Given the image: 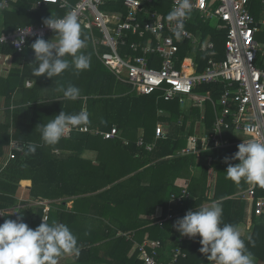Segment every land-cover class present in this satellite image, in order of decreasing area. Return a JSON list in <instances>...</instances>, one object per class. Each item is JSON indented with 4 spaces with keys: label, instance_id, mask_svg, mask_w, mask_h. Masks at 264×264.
Here are the masks:
<instances>
[{
    "label": "trees",
    "instance_id": "1",
    "mask_svg": "<svg viewBox=\"0 0 264 264\" xmlns=\"http://www.w3.org/2000/svg\"><path fill=\"white\" fill-rule=\"evenodd\" d=\"M10 1L12 6L0 11V33L42 22L52 14L61 17L67 12V9L53 3L34 9L32 5L37 0ZM67 1L73 5L77 0ZM171 1H155V9L161 13L162 19L167 18L171 11ZM248 7L256 20L264 19L260 0H250ZM100 9L107 13L126 14L123 0H105ZM188 17L186 28L200 41L208 36L213 48L210 54L183 40L177 55L179 59L192 57L196 72H201L209 58L224 59L227 28L221 21H204L195 11H191ZM81 34L86 45L80 51L90 56V68L77 74L70 67L52 79L45 75H32L33 67L38 65L32 63L35 57L30 45L36 38L29 39L22 52L8 45L0 49L2 55L11 59L7 76H0V106L4 114L0 121V208L19 206L18 216L35 229L42 223L43 206L31 201L49 200L47 222L67 225L81 248L79 257L72 256V264H143L133 248L135 243H141L145 238L160 240L156 259L164 264H170L171 250L178 247L177 244L186 256L171 264H210L199 251L200 237L186 239L183 236L180 242H175L182 236L173 225L188 210L198 209L212 200L222 205L224 223L237 227L245 220L246 202L231 195L244 190L248 184L242 181L236 185L225 178L229 163L237 160L230 159L225 163L224 157L233 156L235 146L202 152L201 156L210 158L209 165L199 163L195 155L177 154L186 146L187 137L196 131L197 122L204 124L206 131L211 127L214 120L212 101L206 99L201 106L192 97L189 109L183 112L178 99L166 101L156 92L136 94L131 85L119 80L94 54L89 30L81 27ZM95 34L100 36L97 31ZM54 35L53 32L44 39L54 42ZM139 40L136 35L127 38L128 43ZM119 46L122 54L129 51L123 44ZM108 49L100 47L103 52ZM67 59L71 60V57ZM257 63L259 65L260 60ZM28 80L32 81L30 86L26 85ZM61 85L78 87L81 99L63 98L57 91ZM222 88V84H201L194 92L204 94L209 91L211 98L216 100ZM172 102L176 104L171 106ZM160 110L164 113L159 114ZM61 111L66 114L87 111L90 122L86 126L89 129L108 131L116 127L119 136L104 139L100 134L72 130L56 145L39 146L35 154L25 155L27 144H43L40 126ZM167 111L169 114H165ZM160 122L164 124L165 137L157 139L151 151L138 146L139 130H144L146 143L153 142L155 127ZM11 138L22 145V150L4 164ZM88 154L94 156L87 157ZM192 168L198 172L193 174ZM218 170L222 171L223 177L220 183L215 184L214 193L210 196L212 173L217 175ZM179 178L187 180L191 198L169 205L171 193H179L182 187L178 184ZM23 180L30 181L28 196L19 200L17 194ZM69 201L70 206L67 204ZM158 206L162 207L158 218L164 219L161 224L158 219L148 217ZM169 213L173 217L167 219ZM255 218L249 236L254 243L241 238L252 253L254 264H264V214ZM5 219L16 217L6 214L0 218V223Z\"/></svg>",
    "mask_w": 264,
    "mask_h": 264
},
{
    "label": "built area",
    "instance_id": "2",
    "mask_svg": "<svg viewBox=\"0 0 264 264\" xmlns=\"http://www.w3.org/2000/svg\"><path fill=\"white\" fill-rule=\"evenodd\" d=\"M104 1L77 0L71 5L67 0H48V3L58 4L59 8L77 14L81 27L87 28L92 36L91 48L94 54L119 80L131 85L132 91L136 94L148 95L156 92L163 100L179 99L182 104L183 96L195 97V103L198 104L206 99L212 101L214 120L211 127L206 131L204 124L200 123L196 131L187 137V144L177 152L178 155L200 157L202 152L209 149L231 146H236L238 151L237 146L243 140L264 141V39L262 42L259 39V35L264 34V20L257 21L254 18L248 7L250 0H192V11L197 12L201 19L221 21L227 28L224 59L209 58L201 72H196L192 57L185 56L179 59L177 55L179 44L183 40L190 41L200 51H208L210 54L213 48V42L208 36L200 41L197 35L186 28L189 17L184 22L183 39L177 42L167 18L162 19L161 13L155 9L156 0H123L126 9L124 15L101 11L100 6ZM8 2L10 0H0V8H6ZM171 2L172 10L176 6V0ZM262 3L264 8V0ZM44 4H47L45 0H37L33 7L39 8ZM95 31L100 36L94 34ZM52 33L53 31L45 26L43 21L19 26L14 30L0 33V49L8 45L17 52H22L29 39L44 38ZM130 33L137 34L145 40L130 42L129 47L135 54L122 56L117 49L120 44H125V39ZM21 36L24 42L17 48L14 41H18ZM102 46L110 48V51L102 52L100 50ZM149 54H156L160 63L155 65L150 62L147 57ZM3 57L0 51V59ZM257 60H260L259 65ZM26 84L30 86L32 82L27 81ZM201 84H222V92L213 100L209 91L204 94L194 92ZM203 118L202 116L201 119ZM72 130L100 134L104 139L119 136L116 127L100 131L91 130L83 125L71 129L70 132ZM70 132L65 137H68ZM163 137H165L163 126L158 123L153 142L146 143L143 133H139L136 143L151 151L155 141ZM21 150L22 145L11 138L4 164ZM235 197L249 203L255 216L264 214V188L248 184V187L238 191ZM185 198H191V194L187 188H181L179 193H171L169 205L181 202ZM31 202L43 206L41 221L43 222L45 218L47 220L50 201L40 199ZM0 212L17 217L19 206L0 208ZM5 215H0V218ZM172 217L173 214L169 213L166 218ZM163 220L158 219L157 222L161 224ZM186 239L190 238L186 236ZM160 247V240L146 238L141 243H135L133 251L137 250L143 264H164L156 259ZM171 253L170 263L186 256L180 247L173 248Z\"/></svg>",
    "mask_w": 264,
    "mask_h": 264
},
{
    "label": "clouds",
    "instance_id": "3",
    "mask_svg": "<svg viewBox=\"0 0 264 264\" xmlns=\"http://www.w3.org/2000/svg\"><path fill=\"white\" fill-rule=\"evenodd\" d=\"M48 3V0H45ZM193 9L192 0H176V6L168 13L167 21L172 26L171 32L177 42L184 36V22ZM45 26L51 29L56 37L45 40L37 38L30 47L34 50L32 75L48 78L59 76L70 67L78 74L90 68L91 58L80 50L86 41L82 38L81 24L74 11L67 12L62 17L43 20ZM28 33V32H21ZM24 42L23 36L14 41L17 48ZM71 57V60L67 59ZM58 92L63 98L76 101L81 99V91L74 85L67 88L62 85ZM90 122L89 113L80 111L66 114L61 111L46 124L40 126L42 145L29 143L25 146V155L35 154L39 146L56 145L71 129L87 125ZM231 157H224V162L238 160V163L228 165L226 179L236 185L243 181L249 185L264 188V141L258 139L243 140ZM0 215H5L0 212ZM223 208L219 202L190 209L178 218L173 227L183 236L200 237L199 248L210 264H254L252 253L241 238L240 230L233 224L222 220ZM250 243L251 237L248 238ZM81 255L76 236L63 223L49 224L45 219L35 229L28 226L20 216L16 219H5L0 223V264H58L64 256Z\"/></svg>",
    "mask_w": 264,
    "mask_h": 264
},
{
    "label": "crops",
    "instance_id": "4",
    "mask_svg": "<svg viewBox=\"0 0 264 264\" xmlns=\"http://www.w3.org/2000/svg\"><path fill=\"white\" fill-rule=\"evenodd\" d=\"M262 1L263 0H260V3H261V5H262V7H263V3H262ZM250 2V1H249ZM13 3V2H12ZM11 3V1L10 2H8V6L6 7V8H0V11L1 10H4V9H8V8H10L12 5ZM35 3V2H34ZM34 5V4H33ZM33 5H32V8H34L33 7ZM35 9V8H34ZM158 11V10H157ZM251 12V11H250ZM252 13V12H251ZM254 16V15H253ZM255 18V17H254ZM264 20V19H263ZM257 21H261V20H257ZM28 25V24H27ZM94 34H95V32H94ZM91 35V34H90ZM131 35H136L138 38H140V36H138L137 34H132V33H130L129 35H128V37L129 36H131ZM49 37L51 36V34L50 35H48ZM47 36V37H48ZM148 36V35H147ZM146 36V37H147ZM127 37V38H128ZM45 38V37H44ZM127 38L125 39V44H123V47H128L129 48V51L128 52H124L123 54L120 52V46H119V48L117 49V51H118V53L120 54V55H122V56H128V55H131V54H135L133 51H132V49L129 47V44H130V42L128 43L127 42ZM54 40H55V38H54ZM91 40H92V36H91ZM145 39L144 38H140V40L139 41H144ZM106 48H108V47H106ZM107 51H110V48L107 50ZM103 52V51H102ZM147 57L149 58V60H150V62H153L155 65H158L159 63H160V59H159V57L156 55V54H149V55H147ZM11 59H10V57H8V56H4L3 58H1L0 59V76H2V77H6L7 76V74H8V72H9V69L11 68ZM107 68V67H106ZM108 69V68H107ZM109 70V69H108ZM111 71V70H110ZM112 72V71H111ZM113 73V72H112ZM114 74V73H113ZM28 81H30V80H28ZM32 82V81H31ZM27 85V84H26ZM28 86V85H27ZM179 100V99H178ZM193 100V99H192ZM180 101V100H179ZM0 103H1V98H0ZM181 103V102H180ZM202 104L203 103H201L200 105L202 106ZM185 105V102L182 104L181 103V106H184ZM2 109H1V106H0V121H2V119H3V111H1ZM160 113H162L161 112V110L159 111ZM199 126V122H197L196 123V127H195V129L196 128H198V126ZM139 131H142V128L139 130ZM139 133H141V132H139ZM143 135H144V132H143ZM138 137V136H137ZM13 139V138H12ZM236 147V146H235ZM8 151V150H7ZM87 157H93L94 155H90V154H88V155H86ZM204 159V160H203ZM207 160H210V158L209 157H206V156H201V160L199 161V163H201V164H204V165H209L210 164V161H209V164H206V162H204V161H207ZM196 170L195 169H191V172L194 174V173H196L195 172ZM145 182H146V180H144ZM187 180L185 179V178H179L178 179V184H181L182 185V187H180V189L181 188H187ZM184 184H186L185 186H184ZM29 185H30V181L29 180H23V181H21V183H20V188H19V190H18V194H19V196L18 197H21L22 199H27V196H28V188H29ZM214 186H211V190H210V192H209V195L210 196H212V188H213ZM238 192V190L236 191V193ZM24 197V198H23ZM212 202H218V201H216V200H212V201H207V202H205V204L203 205V206H206V205H209V204H211ZM69 206L71 205V201H69L68 203H67ZM161 214H162V207L161 206H158L157 208H156V210H155V212L153 213V214H150L148 217L149 218H152V219H158L160 216H161ZM256 216L253 214V212H252V209H251V206H250V204L249 203H246V207H245V220H243L242 222H240L239 224H238V226H237V228L240 230V232H241V236L242 237H244V238H249V236L251 235V233H252V230H253V227H254V224H255V221H256V218H255ZM245 233H247L246 234V236H244V234ZM181 237H177V240L175 241V242H180L182 239H183V237L180 239ZM146 239V238H145ZM176 246V245H175ZM177 246L178 247H180V245L179 244H177ZM181 248V247H180ZM72 260H73V257H72V259L70 258V259H68L66 256H64V257H62V258H60L59 259V261H58V264H72ZM101 264H104V263H101ZM171 264V263H170Z\"/></svg>",
    "mask_w": 264,
    "mask_h": 264
},
{
    "label": "rangeland",
    "instance_id": "5",
    "mask_svg": "<svg viewBox=\"0 0 264 264\" xmlns=\"http://www.w3.org/2000/svg\"><path fill=\"white\" fill-rule=\"evenodd\" d=\"M212 21H214V20H212ZM261 35H264V34H260L259 35V39L261 40V42L263 41V39H264V36H263V39H261ZM186 63H188V61H186ZM183 99H184V102H185V105L184 106H182L183 107V112H186L187 111V109H189V106L191 105V103H192V99L193 98H190V97H187V96H183ZM173 102H176V101H173ZM171 103V106H174L176 103ZM180 105H181V103H180ZM1 111H3V110H1ZM159 112V111H158ZM162 113H164V111H161ZM159 114H160V112H159ZM165 114H169V111H167V112H165ZM161 123V122H160ZM162 124V126H163V129H164V124L163 123H161ZM139 132H141V133H143L144 132V130L142 129V131H139ZM139 134V133H138ZM197 159H198V161H200L201 160V156L200 157H197ZM204 160V159H203ZM209 161L210 160H207V161H204V162H206V164H209ZM239 161H237V162H234L233 163V165L235 164V163H238ZM196 173L198 172V170L196 169V171H195ZM217 175H216V173H212L213 174V176H212V186H214L215 187V184L218 182V183H220V181L222 180V177H223V175H222V171L221 170H218L217 171ZM224 174V173H223ZM214 187L212 188V193H214ZM235 194H236V191H235V193H233L231 196H235ZM18 196H19V194H17ZM19 199H22L21 197H18ZM24 198V197H23ZM246 234L247 233H245L244 234V236H246ZM68 259H72V256H66ZM201 263H203V262H201ZM258 262H256V264H257ZM260 264H262V263H260Z\"/></svg>",
    "mask_w": 264,
    "mask_h": 264
}]
</instances>
